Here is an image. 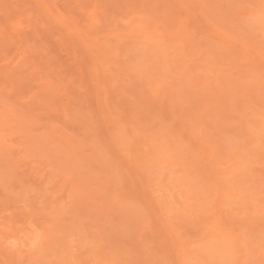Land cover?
<instances>
[{
	"label": "rangeland",
	"instance_id": "obj_1",
	"mask_svg": "<svg viewBox=\"0 0 264 264\" xmlns=\"http://www.w3.org/2000/svg\"><path fill=\"white\" fill-rule=\"evenodd\" d=\"M0 2V264H264V0Z\"/></svg>",
	"mask_w": 264,
	"mask_h": 264
},
{
	"label": "bare ground",
	"instance_id": "obj_2",
	"mask_svg": "<svg viewBox=\"0 0 264 264\" xmlns=\"http://www.w3.org/2000/svg\"><path fill=\"white\" fill-rule=\"evenodd\" d=\"M100 1V0H99ZM156 1V0H155ZM164 1V0H163ZM29 2V1H28ZM170 2V1H169ZM163 3V2H162ZM193 3V2H192ZM0 4H1V2H0ZM12 4H14V3H12ZM156 4V3H155ZM167 4V3H166ZM170 4H171V2H170ZM180 4V3H179ZM205 4V3H204ZM152 5H153V3H152ZM14 6V5H13ZM136 6V5H135ZM165 6V5H164ZM183 5L181 4V7H182ZM185 6V5H184ZM183 6V7H184ZM16 7V6H15ZM173 7V6H172ZM154 8V7H153ZM164 8V7H163ZM116 9V8H115ZM175 9V8H174ZM251 9V8H250ZM159 10V9H158ZM161 11V10H160ZM163 11H165V9L163 10ZM170 11V10H169ZM190 11V10H189ZM202 12V11H201ZM137 13H139V12H137ZM162 13H164V12H162ZM159 14V13H158ZM165 14V13H164ZM167 14V13H166ZM122 15V14H121ZM159 16V15H158ZM162 16V15H161ZM207 16V15H206ZM107 17V16H106ZM115 17V16H114ZM116 18V17H115ZM178 19V18H177ZM129 20V19H128ZM157 22V21H156ZM175 22H177L176 20H175ZM115 23V22H114ZM176 24V23H175ZM177 26V25H176ZM58 27V26H57ZM68 30H70V29H68ZM144 30V29H143ZM230 30V29H229ZM109 32V31H108ZM128 33V32H127ZM168 33V32H167ZM75 34V33H74ZM160 34V33H159ZM184 34V33H183ZM96 35V34H95ZM3 37V36H2ZM165 38V37H164ZM141 40V39H140ZM166 40V39H165ZM111 41H113V40H111ZM182 42V41H181ZM9 45V44H8ZM160 49V48H159ZM258 50V49H257ZM138 51V50H137ZM164 51V50H163ZM137 54V53H136ZM262 54V53H261ZM218 55V54H217ZM15 57V56H14ZM129 62V61H128ZM20 66V65H19ZM180 68V67H179ZM234 68V67H233ZM224 72V71H223ZM168 73V72H167ZM24 74V73H23ZM225 75V74H224ZM261 78V77H260ZM149 84V83H148ZM222 84V83H221ZM238 84V83H237ZM202 85V84H201ZM213 86V85H212ZM98 90V89H97ZM193 93V92H192ZM187 94V93H186ZM225 94V93H224ZM111 98V97H110ZM190 98V97H189ZM206 98V97H205ZM215 99H216V97H215ZM172 100V99H171ZM230 100V99H229ZM192 103V102H191ZM78 105V104H77ZM89 105V104H88ZM197 105V104H196ZM226 105V104H225ZM232 105V104H231ZM244 105V104H243ZM258 105V104H257ZM30 106H32V105H30ZM214 106H216V105H214ZM72 109V108H71ZM228 109V108H227ZM77 110V109H76ZM78 110H79V108H78ZM219 110V109H218ZM105 112V111H104ZM221 112V111H220ZM229 113V112H228ZM77 114H79V113H77ZM196 114V113H195ZM160 115V114H159ZM79 115H77V117H78ZM86 116V115H85ZM80 117V116H79ZM87 120V119H86ZM123 124V123H122ZM111 126V125H110ZM95 127V126H94ZM122 128V127H121ZM250 128V127H249ZM126 128H124V130H125ZM160 129V128H159ZM96 130V129H95ZM148 130V129H147ZM237 130V129H236ZM254 131V130H253ZM126 132V131H125ZM61 135H63V134H61ZM211 135V134H210ZM74 137V136H73ZM211 137V136H210ZM71 139V138H70ZM77 139V138H76ZM86 142V141H85ZM166 147V146H165ZM124 149V148H123ZM91 150V149H90ZM98 151V150H97ZM167 151V150H166ZM134 152V151H133ZM259 152V151H258ZM94 153V152H93ZM64 154V153H63ZM133 155V154H132ZM3 158V157H2ZM91 158V157H90ZM6 160V159H5ZM165 160V159H164ZM146 163V162H145ZM170 164V163H169ZM264 165V164H263ZM75 167V166H74ZM100 167V166H99ZM164 167V166H163ZM107 168V167H106ZM115 169V168H114ZM143 169V168H142ZM164 170V169H163ZM196 170V169H195ZM240 170H242V169H240ZM109 172V171H108ZM191 172V171H190ZM255 173V172H254ZM161 174V173H160ZM226 174V173H225ZM261 174V173H260ZM99 175V174H98ZM240 175V174H239ZM246 175V174H245ZM235 177V176H234ZM241 177V176H240ZM219 178V177H218ZM183 180V179H182ZM238 180V179H237ZM78 181V180H77ZM149 181V180H148ZM185 182V181H184ZM222 182V181H221ZM180 183V182H179ZM239 183V182H238ZM114 184V183H113ZM236 184V183H235ZM235 187V186H234ZM114 188V187H113ZM243 189V188H242ZM99 190V189H98ZM231 191H233L232 189H231ZM247 191V190H246ZM240 192V191H239ZM177 194V193H176ZM234 194V193H233ZM236 194V193H235ZM241 194V193H240ZM192 195V194H191ZM250 197V196H249ZM254 198V197H253ZM240 199V198H239ZM241 201V200H240ZM251 201V200H250ZM249 201V202H250ZM190 210H191V208H190ZM184 211V210H183ZM192 211V210H191ZM172 212V211H171ZM107 213V212H106ZM109 213V212H108ZM135 213V212H134ZM143 213V212H142ZM170 213V212H169ZM182 214V213H181ZM258 214V213H257ZM253 220V219H252ZM204 221V220H203ZM244 222V221H243ZM264 227V226H263ZM253 228V227H252ZM261 228V227H260ZM251 229V228H250ZM254 229V228H253ZM145 230V229H144ZM244 234V233H243ZM75 235V234H74ZM28 236V235H27ZM31 236V235H30ZM123 236V235H122ZM121 237V236H120ZM243 237V236H242ZM128 238V237H127ZM42 239V238H41ZM44 239V238H43ZM116 239V238H115ZM130 239V238H129ZM134 240V239H133ZM44 241V240H43ZM253 242V241H252ZM185 243V242H184ZM124 244V243H123ZM184 246V245H183ZM186 247V246H185ZM188 247V246H187ZM122 248V247H121ZM133 248V247H132ZM144 248V247H143ZM148 248V247H147ZM146 248V249H147ZM131 249V248H130ZM187 249V248H186ZM127 250H129V249H127ZM185 249H182V250H180L181 252L182 251H184ZM119 251H120V248H119ZM130 251V250H129ZM128 251V252H129ZM189 251H191L190 250V248H189ZM188 251V252H189ZM122 252V251H121ZM120 252V253H121ZM185 252V251H184ZM183 252V253H184ZM188 252H186V253H188ZM194 252V251H193ZM193 252H191V253H193ZM223 252V251H222ZM117 253H118V251H117ZM130 253V252H129ZM153 253V252H152ZM238 253V252H237ZM147 254V253H146ZM193 254H195V252L193 253ZM193 254H191V255H193ZM117 255V254H116ZM130 255V254H129ZM152 255V254H151ZM184 255H187V254H184ZM190 255V256H191ZM121 256H122V254H121ZM123 256H124V254H123ZM148 256H149V254H148ZM188 256V255H187ZM252 256V255H251ZM124 257H126V256H124ZM180 257V256H179ZM182 257H184V256H182ZM181 257V258H182ZM189 257V256H188ZM187 257V258H188ZM117 258V257H116ZM129 258H131V257H129ZM146 258V257H145ZM181 258H178V259H181ZM242 258V257H241ZM122 259V258H121ZM121 259H118L119 261H121ZM144 259V258H143ZM142 259V260H143ZM148 259H149V257H148ZM207 259H209V258H207ZM127 260V259H126ZM154 260V259H153ZM188 260V259H187ZM152 261V260H151ZM127 262V261H126ZM144 263V262H143ZM152 263H153V261H152ZM133 264V263H132ZM149 264V263H148ZM151 264V263H150ZM153 264H155V263H153Z\"/></svg>",
	"mask_w": 264,
	"mask_h": 264
}]
</instances>
